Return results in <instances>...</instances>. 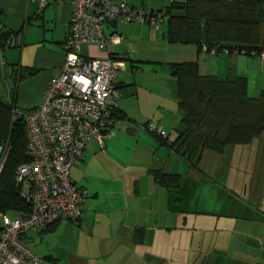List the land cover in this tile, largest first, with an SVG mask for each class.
I'll use <instances>...</instances> for the list:
<instances>
[{"label":"crops","instance_id":"1","mask_svg":"<svg viewBox=\"0 0 264 264\" xmlns=\"http://www.w3.org/2000/svg\"><path fill=\"white\" fill-rule=\"evenodd\" d=\"M71 18L68 2L48 0L39 9V0H0V103L29 110L38 107L50 79L60 72ZM145 26L105 27L106 34L120 36L119 44L106 51L91 43L79 46L78 54L84 57L123 58L116 105L124 118L114 122L103 147L91 140L82 162L70 170L73 183L87 193L78 224L63 219L49 230L29 233L28 246L41 264H264V228L256 225L252 204L259 193L251 196L246 182L239 183L246 166L260 165L258 155L264 160V134L250 146H233L217 154L219 176L226 170L234 172L232 178L226 175L227 183H215L224 207L232 213L209 214L199 208L196 191L204 182L199 168L204 152L193 168L177 147L180 115L169 67L197 61L202 73L219 80L245 77L247 92L255 97L264 89V60L254 54L212 55L198 52L195 46L169 44L166 23L148 27L161 34L157 43V35ZM133 42L135 46L146 42V55L170 49L171 58H141L138 50L127 49ZM148 122L161 127L168 145L144 129ZM160 173L179 176L178 187L162 186L155 178ZM192 176L201 179L194 182ZM231 181L235 188H229ZM260 192L264 197V186ZM235 203L238 210H232ZM231 218L234 226L237 221L251 224L243 228L240 239L228 241L220 227Z\"/></svg>","mask_w":264,"mask_h":264},{"label":"built area","instance_id":"2","mask_svg":"<svg viewBox=\"0 0 264 264\" xmlns=\"http://www.w3.org/2000/svg\"><path fill=\"white\" fill-rule=\"evenodd\" d=\"M52 1L68 2L72 9L65 57L38 107L25 111L10 107V125L21 122L26 137L27 161L16 168L14 179L28 209L15 212L12 218L0 213V264H41L28 247L26 235L63 219L78 224L86 192L71 181L70 169L82 162L91 140L103 147L104 139L111 136L118 74L125 62L122 57L81 56L79 46L91 43L106 51L119 44L120 36L117 32L106 34L105 27L123 28L132 23L158 26L163 21V13L147 14L127 0ZM47 3L39 0V9ZM144 129L155 137H167L153 123ZM10 150L9 138L0 142V176Z\"/></svg>","mask_w":264,"mask_h":264},{"label":"trees","instance_id":"3","mask_svg":"<svg viewBox=\"0 0 264 264\" xmlns=\"http://www.w3.org/2000/svg\"><path fill=\"white\" fill-rule=\"evenodd\" d=\"M154 13H163L169 44L195 46L198 52L207 54L214 50L215 54L259 57L264 51V0H170L167 7L149 14ZM169 67L180 115L177 147L191 167H197L204 151L223 154L229 147L250 146L264 134V89L255 97L249 96L245 77L219 80L202 73L197 61ZM213 108L212 117L209 114ZM123 118L116 108L109 131L116 120ZM7 138L11 150L0 176V213L14 216L15 212L28 209L14 179L16 168L27 161L26 137L23 124L11 126L10 107L0 103V142ZM156 138L168 145L167 138ZM155 178L162 186L178 187L179 176L160 173ZM56 223L34 233L49 230Z\"/></svg>","mask_w":264,"mask_h":264},{"label":"rangeland","instance_id":"4","mask_svg":"<svg viewBox=\"0 0 264 264\" xmlns=\"http://www.w3.org/2000/svg\"><path fill=\"white\" fill-rule=\"evenodd\" d=\"M131 3H135L138 7H136L138 10H142L145 11L147 14H149L152 11H156L159 12V10H161L162 7L167 6L169 4V0H128ZM139 2L142 3L139 4ZM155 27L154 25H148L146 24V30H149L150 33L157 35V43H160L161 40V34L159 32L154 31L152 28L149 29L148 27ZM158 26H162V24H159ZM148 28V29H147ZM118 30H122L121 27H118ZM125 30V29H124ZM136 42H133L131 44L130 47H128L127 49L134 51L138 50V56H140L141 58H157L159 56H161L162 60H170L171 58V51L170 49H167L166 52L163 53H156V55H146L144 54V49H146V46L148 47L146 42H139L137 44V46H135ZM154 44V43H151ZM156 45V44H155ZM166 47H170V45L168 46V44ZM135 46V47H134ZM159 46V45H158ZM124 49V47L122 48V50ZM149 52V51H148ZM158 52V51H157ZM259 58H261V55L259 56ZM169 62V61H168ZM257 67V66H256ZM141 71H143V69H140V75H141ZM147 72V71H146ZM256 73H258V69L256 68ZM150 74V73H149ZM258 76V75H257ZM249 92L251 93V89H249ZM16 108H18L19 110L25 111V110H29V109H24L19 107L18 105L16 106ZM215 113V109H212V113L209 114V116L214 115ZM254 147V146H253ZM260 152V151H259ZM259 156V162L260 165L253 167H249L246 166V172H241L240 176H239V183L245 181L246 184L248 185V194L249 195H255L259 193L258 199L252 203L254 204L255 208H256V225H261L264 228V197L261 194L260 190L263 188L264 186V160ZM218 158L217 154L215 153H211L208 151H204L203 154V159L199 165V168H201L203 170L204 175H202V179H203V183L199 186V190L197 188V196L200 195V198L198 200H196V203L198 205L199 208H202L203 210H205L206 212H209V214H211L212 212H221V213H225L227 212V214H231L232 212H229V210H231L229 208V206L224 207L225 206V201L223 200V196L222 194H220L221 192L219 191L220 186L219 185H215V183H219V184H223V183H227L228 182V177L230 176L231 178L233 177L234 172L230 171V170H226L224 175H222L221 177L219 176L218 172H217V168H219V163H218ZM182 171H179V173H181ZM188 172V171H185ZM226 175L228 176L226 179ZM183 177L186 176V173L182 174ZM195 176H192L193 180L195 182L194 179L199 180L201 178H194ZM231 181L230 187L229 188H235L234 183ZM201 188L202 191H201ZM196 189V188H195ZM201 191V192H200ZM219 191V192H218ZM218 193V196H217ZM194 202V200H193ZM192 202V204H193ZM239 206L237 205V203L234 204V207H232V210H238ZM236 212V211H235ZM235 216V213H234ZM9 217H13L12 215H9ZM215 221V219H211L209 222H213ZM213 223H207V226L211 227L213 225H210ZM251 222H243L241 223L240 221H237V223L235 224V226L232 224V218L231 219H227L225 220L224 224L221 225L220 230L222 232H227L226 234H222L221 236L223 238H226V240L228 239V241L233 238L234 240L236 239H240L241 236L243 235V228L247 227L248 225H250ZM209 227V228H210ZM262 234L264 235V231H262ZM227 241V244H228ZM233 246V244L231 245Z\"/></svg>","mask_w":264,"mask_h":264}]
</instances>
